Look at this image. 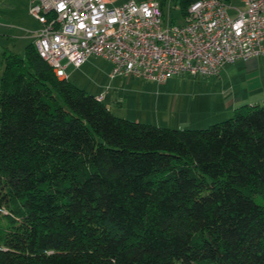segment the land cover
<instances>
[{"label": "trees", "instance_id": "16d2710c", "mask_svg": "<svg viewBox=\"0 0 264 264\" xmlns=\"http://www.w3.org/2000/svg\"><path fill=\"white\" fill-rule=\"evenodd\" d=\"M0 264H264V103L157 127L5 51Z\"/></svg>", "mask_w": 264, "mask_h": 264}, {"label": "built area", "instance_id": "2783aa9c", "mask_svg": "<svg viewBox=\"0 0 264 264\" xmlns=\"http://www.w3.org/2000/svg\"><path fill=\"white\" fill-rule=\"evenodd\" d=\"M28 14L39 24L35 50L60 80L90 57L110 62V77L163 83L218 76L227 64L264 55V0H197L181 23L158 0H30Z\"/></svg>", "mask_w": 264, "mask_h": 264}, {"label": "rangeland", "instance_id": "374dc122", "mask_svg": "<svg viewBox=\"0 0 264 264\" xmlns=\"http://www.w3.org/2000/svg\"><path fill=\"white\" fill-rule=\"evenodd\" d=\"M126 1L129 0H112L114 5ZM158 1L168 6V19L172 23L182 22L176 0ZM229 4L238 7L240 0H231ZM5 46V40L0 39V52ZM24 47L15 45L12 50L23 55ZM2 71L0 62V78ZM65 71L69 83L90 95L101 93L105 104L113 105L114 116L169 129H205L232 117L241 106L264 103V55L227 64L218 76L185 74L163 83L110 77L111 63L101 57H90L80 67L70 65Z\"/></svg>", "mask_w": 264, "mask_h": 264}, {"label": "crops", "instance_id": "0c3cea01", "mask_svg": "<svg viewBox=\"0 0 264 264\" xmlns=\"http://www.w3.org/2000/svg\"><path fill=\"white\" fill-rule=\"evenodd\" d=\"M29 1L30 0H14L13 2H8L6 0H0V39L5 40L6 43L5 48L0 52V62L2 66L3 53L5 51L16 54L12 50L15 45L24 44L26 47L34 41V33L38 30L39 24L28 14ZM166 8H168V6L163 4L162 10L164 16L168 18ZM26 11L27 14L25 13ZM99 95H101V93L93 96L97 97ZM104 101L105 97L102 103L111 111L113 105L109 107ZM116 104L120 105L121 103L116 102Z\"/></svg>", "mask_w": 264, "mask_h": 264}]
</instances>
